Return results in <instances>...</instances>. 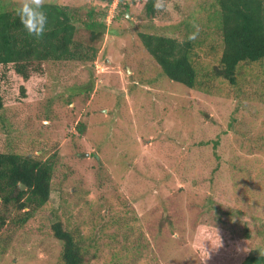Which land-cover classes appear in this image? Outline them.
<instances>
[{
    "label": "rangeland",
    "instance_id": "374dc122",
    "mask_svg": "<svg viewBox=\"0 0 264 264\" xmlns=\"http://www.w3.org/2000/svg\"><path fill=\"white\" fill-rule=\"evenodd\" d=\"M207 1L163 0L151 19L149 0H128L116 21L119 0H44L108 8L105 34L94 63L50 64L23 88L4 85L0 152L32 153L54 170L50 202L23 228L0 198V264H59L58 220L84 237L87 264H205L190 244L200 224L232 245L247 229L250 251L264 253V66L242 67L256 94L240 86L244 97L232 98L222 82L206 91L171 81L140 41L198 37Z\"/></svg>",
    "mask_w": 264,
    "mask_h": 264
},
{
    "label": "trees",
    "instance_id": "16d2710c",
    "mask_svg": "<svg viewBox=\"0 0 264 264\" xmlns=\"http://www.w3.org/2000/svg\"><path fill=\"white\" fill-rule=\"evenodd\" d=\"M112 1L108 0L109 4ZM127 1L119 0L115 9L116 21L121 16L127 17L130 11ZM154 4L149 0L144 7L145 15L151 19L162 12ZM44 6L48 16L47 29L43 36L36 38L21 24L16 14L18 7L9 8L0 0V111L7 104L2 94L4 85L11 78L21 81L23 88L36 81L37 76L49 73L52 64L62 66L96 61L98 46L105 34L102 27L106 26L108 8L101 10L92 4L89 9L57 3H44ZM203 8L209 13L206 18H199L202 26L195 39H190L188 32L183 40L142 32L140 41L171 81L206 91L222 82L230 88L232 98H243L238 94V88L245 86L241 84L240 69L248 65L264 66V0H208ZM188 31L195 33L196 30ZM213 34L221 40L219 47L209 44L208 37ZM211 56L216 59L208 65ZM245 88L251 90L247 95L256 94L252 85ZM46 89L47 85L43 96ZM212 144L217 149L219 142L216 140ZM206 145H209L208 141ZM53 170L51 160L43 161L32 153L22 154L13 149L0 152V198L5 206L14 210L10 224L23 228L50 202ZM21 184L25 186L24 190ZM0 221L5 224L8 220L0 217ZM52 231L62 246L59 264H87L83 236L80 238L79 233L65 227L60 220L53 223ZM210 233L215 239L217 233L212 230ZM218 237L219 246H213L211 239L205 241L210 250L206 258L200 255L205 264H223L225 261L228 264H264V253L249 249L252 235L247 229L242 239L232 241L234 245Z\"/></svg>",
    "mask_w": 264,
    "mask_h": 264
},
{
    "label": "clouds",
    "instance_id": "9594fccd",
    "mask_svg": "<svg viewBox=\"0 0 264 264\" xmlns=\"http://www.w3.org/2000/svg\"><path fill=\"white\" fill-rule=\"evenodd\" d=\"M154 7L156 9L165 8L163 0H156ZM16 14L20 18L21 24L30 36L40 38L47 29L48 16L44 6V0H23V3L16 9ZM190 39L196 38V33H192ZM211 239L213 246H219L220 239L216 236L212 239L207 225L200 224L190 241L194 250L198 251L202 257L209 255V248L205 241ZM245 250V249H244Z\"/></svg>",
    "mask_w": 264,
    "mask_h": 264
},
{
    "label": "water",
    "instance_id": "95a60500",
    "mask_svg": "<svg viewBox=\"0 0 264 264\" xmlns=\"http://www.w3.org/2000/svg\"><path fill=\"white\" fill-rule=\"evenodd\" d=\"M21 188L24 190L25 189V186L21 184Z\"/></svg>",
    "mask_w": 264,
    "mask_h": 264
}]
</instances>
